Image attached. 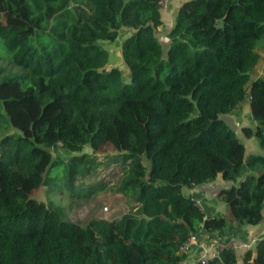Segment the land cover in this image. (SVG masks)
Returning a JSON list of instances; mask_svg holds the SVG:
<instances>
[{"label":"trees","instance_id":"trees-1","mask_svg":"<svg viewBox=\"0 0 264 264\" xmlns=\"http://www.w3.org/2000/svg\"><path fill=\"white\" fill-rule=\"evenodd\" d=\"M163 1L0 0V264H181V246L200 229L201 239L235 240L262 222L264 76L252 72L264 0L186 1L169 44L158 39ZM123 31L127 82L105 70L102 45ZM245 102L255 126L240 136L260 150L246 157L224 118ZM108 148L126 163L118 182L76 185ZM217 179L230 185L216 195L225 217L184 194ZM40 187L74 199L109 191L134 206L81 226L28 197ZM237 259L264 264V238L207 264Z\"/></svg>","mask_w":264,"mask_h":264},{"label":"rangeland","instance_id":"rangeland-1","mask_svg":"<svg viewBox=\"0 0 264 264\" xmlns=\"http://www.w3.org/2000/svg\"><path fill=\"white\" fill-rule=\"evenodd\" d=\"M162 3V6H164L165 2ZM121 35L122 36L112 44H102L109 53V59L105 66V70L119 68L122 71L123 80L127 82L129 81L128 71L122 62L121 45L129 35L125 31L121 32ZM1 64L6 67L8 63L3 61ZM243 106L245 108L247 102H245ZM224 118L227 119L226 117ZM51 153L53 156H64L65 154L64 151H61L58 148L52 149ZM84 153L91 154V151L88 149L84 151ZM120 156L121 153L115 152L112 148L101 151L96 155L100 167H98L96 172L91 176L79 179L76 182V185L82 183L89 187L98 181H104L109 187L115 185L120 179L123 169L126 167V163L122 162ZM27 195L38 202L45 204L51 202L55 206L60 205L63 207L66 219L81 226L86 225L95 219H104L107 221L119 219L122 215L128 213L134 206L133 203L129 204L122 195L109 191L94 194L89 198L74 199L67 194L56 196L55 194L50 193L47 188L40 187L38 189L27 191ZM198 207L200 208L199 204ZM104 208H107V211H104Z\"/></svg>","mask_w":264,"mask_h":264},{"label":"crops","instance_id":"crops-1","mask_svg":"<svg viewBox=\"0 0 264 264\" xmlns=\"http://www.w3.org/2000/svg\"><path fill=\"white\" fill-rule=\"evenodd\" d=\"M186 1L189 0H165V5L162 6L160 14L161 19L164 23L165 32L162 34H166L173 26V21L175 18L176 10ZM161 35V34H160ZM256 52L261 56L262 62L264 59V38L260 40L256 47ZM261 62V64H262ZM261 64L252 72L253 78H259V73L261 69ZM226 121L231 125V127L238 134V138L243 142L245 149V157L248 155H256L260 154V150L257 146L256 141L251 139H243L240 136V129L242 127H251L254 128L255 124L250 119V109L247 104L245 108L242 110L239 117H234L233 115H229L226 117ZM230 185L222 181L221 179H217L211 183L201 185L192 190H185V195H191L196 202L200 205L201 210L208 215H220L225 217L226 215V206L223 202H219L216 199V195L222 189L228 188ZM247 237H236L235 241L237 243V251L236 256L245 252V248L248 247V250H254L255 243L264 238V210H263V220L257 226H247L243 230ZM197 249L193 247L187 254L185 260L181 264H196V256ZM236 264H242L239 259H237Z\"/></svg>","mask_w":264,"mask_h":264},{"label":"built area","instance_id":"built-area-1","mask_svg":"<svg viewBox=\"0 0 264 264\" xmlns=\"http://www.w3.org/2000/svg\"><path fill=\"white\" fill-rule=\"evenodd\" d=\"M259 76H264V59L261 64ZM103 210L107 211V208H104ZM201 230L202 229H200L199 233H201ZM199 233L190 235L186 242L181 246V251L185 254H187L193 247H196L198 251L196 264H207L213 259L218 258L222 251H237L238 246L234 239L228 238L223 241H218L215 238H211L210 240L201 239ZM247 250L248 247L245 248V251Z\"/></svg>","mask_w":264,"mask_h":264},{"label":"water","instance_id":"water-1","mask_svg":"<svg viewBox=\"0 0 264 264\" xmlns=\"http://www.w3.org/2000/svg\"><path fill=\"white\" fill-rule=\"evenodd\" d=\"M159 42L162 44H169V39L166 34H161L158 36Z\"/></svg>","mask_w":264,"mask_h":264}]
</instances>
